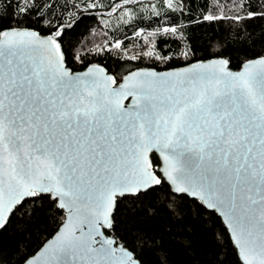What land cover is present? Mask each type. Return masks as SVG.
Here are the masks:
<instances>
[{
	"label": "snow or ice",
	"instance_id": "obj_1",
	"mask_svg": "<svg viewBox=\"0 0 264 264\" xmlns=\"http://www.w3.org/2000/svg\"><path fill=\"white\" fill-rule=\"evenodd\" d=\"M141 3L119 0L106 11L119 10L131 22ZM58 5L0 0V264H149L147 257L172 264L169 241L196 250L187 201L197 205L194 218L201 209L219 213L239 264H264V47H255L264 45V33L253 39L248 32V22L264 20V0H217L211 11L207 0L201 5L197 23L247 33L232 41L254 51L238 70L231 65L239 56L225 43L207 62L165 72L137 67L123 76L85 65L71 38L64 47L77 22L72 10L103 12L102 0H64L56 13ZM148 7L162 19L185 12L178 0ZM134 35L141 38L135 54L124 45L127 36L93 51L152 64L189 58L188 51L163 54L157 47L158 40L187 39L183 24ZM73 61L84 70L73 71ZM122 202L130 218L150 220L163 208L172 223L162 232L127 229L130 245L117 234ZM60 212L55 235L37 252L16 248L15 261L5 253L10 226L25 231L41 215L55 221ZM216 264L226 259L218 255Z\"/></svg>",
	"mask_w": 264,
	"mask_h": 264
},
{
	"label": "trees",
	"instance_id": "obj_2",
	"mask_svg": "<svg viewBox=\"0 0 264 264\" xmlns=\"http://www.w3.org/2000/svg\"><path fill=\"white\" fill-rule=\"evenodd\" d=\"M119 0H102L105 6V11L101 12L94 9L84 10L80 8L72 10V19L77 20L73 25V29L65 35L64 47L67 49L69 38H71L72 51L76 54L86 55L87 60L85 65L99 64L104 66L109 73L116 76H123L129 71L136 70L137 67L148 68L152 67L158 71L170 70L184 67L195 62L207 61L214 58L215 54L221 51L225 43L229 46V51L232 56H239V60L233 59L232 67L234 70L238 69L240 60L245 58V54L251 57L254 51L250 47H241L240 44H232V41H243L247 33H242L240 36L235 34V31L230 33L222 31L228 28L227 24L199 22L200 13L205 9L201 7L205 0H178L184 3V15L177 13L174 17L169 16L167 19L157 18L150 11L148 7L150 3H157V0H142L140 5H137L132 10V19L124 16L119 10L117 13H109L106 11L111 3H118ZM217 0H207L208 11H211ZM71 4L72 0H68ZM64 4V0H59V5L53 10L56 13L61 11L60 5ZM162 11V9H161ZM67 16L68 14L65 13ZM151 17V18H150ZM190 17V19L186 18ZM183 24L184 35L187 39L177 41L174 38H168L165 45L161 41H157V47L163 54L175 50L176 52L188 51L189 58L172 59L163 64L156 62H140V61H126L117 56L114 51L109 54L107 51L103 55H96L93 51L97 46H102L108 43H114L116 38H123L124 45H129L140 37L134 35L135 31L143 30L145 33L151 32L158 27L168 24ZM31 27L36 28L42 35L47 34V29L42 24H30ZM248 32L253 33V39L260 37L264 33V20H252L248 22ZM256 49L264 47V45L257 44ZM91 53V54H89ZM73 71H83L84 66L79 62L73 61L70 65ZM155 163H159V159L153 155ZM166 190V189H165ZM159 192L160 202H164V191ZM189 203L192 213L188 217L187 222L194 228V235L196 239L195 252L189 253L182 250L178 245L169 241V248L171 249L172 264H216V260L226 259V264H239V260L235 254V248L230 238L228 230L223 221L215 212L201 209L199 218H194L196 204L191 201ZM127 202H122L120 209L116 215L118 229L117 234L124 237L127 236V229L140 228L149 231L162 232L165 225L171 224L166 211L161 208L158 215L153 219H140L137 217L130 218L126 211ZM64 213L60 212L56 215L55 221L50 216L41 215L33 223L26 225L25 231H17L13 227H9L4 233L5 253L12 256L15 261L18 253L15 249L19 248L21 252L27 251L30 254L37 252L43 244L55 235L57 229V222ZM125 221H129L125 223ZM173 229L175 225L173 224ZM134 234V233H133ZM128 242L132 245L131 236H127ZM168 240V237H165ZM224 253L227 255L225 256ZM161 255V253H157ZM149 264H154L152 257H147Z\"/></svg>",
	"mask_w": 264,
	"mask_h": 264
},
{
	"label": "water",
	"instance_id": "obj_3",
	"mask_svg": "<svg viewBox=\"0 0 264 264\" xmlns=\"http://www.w3.org/2000/svg\"><path fill=\"white\" fill-rule=\"evenodd\" d=\"M207 61H209V60H207ZM207 61H203V62H207ZM195 63H197V62H195ZM192 64H194V63H192ZM99 65V64H98ZM100 66H102V65H100ZM188 66V65H187ZM102 67H104V66H102ZM184 67H186V66H184ZM184 67H180V68H175V69H170V70H164V71H158V70H156V71H158V72H165V71H172V70H178V69H181V68H184ZM105 68V67H104ZM106 69V68H105ZM238 70V69H237ZM106 71L108 72V70L106 69ZM77 72H81V71H77ZM109 73V72H108ZM109 74H111V73H109ZM113 75V74H112ZM125 105H127L128 103H129V101L128 100H126L125 102ZM153 155H155L158 159H159V162H160V157H159V154L158 153H152V154H150V156H151V158L153 157ZM209 211H211V210H209ZM216 215L219 217V218H221V220L223 221V223H224V225H225V227H226V229H227V226H226V224H225V222H224V220H223V218L219 215V213H216ZM228 233H229V231H228ZM52 239V238H51ZM51 239H49V240H51ZM43 247V246H42ZM41 247V248H42Z\"/></svg>",
	"mask_w": 264,
	"mask_h": 264
},
{
	"label": "rangeland",
	"instance_id": "obj_4",
	"mask_svg": "<svg viewBox=\"0 0 264 264\" xmlns=\"http://www.w3.org/2000/svg\"><path fill=\"white\" fill-rule=\"evenodd\" d=\"M139 41L140 40H136V41H133L131 44L127 45V48H128V51H129V54H135L138 50H139ZM114 53L116 54V52L114 51ZM117 55V54H116ZM119 56V55H117ZM122 58V56H119ZM123 59V58H122Z\"/></svg>",
	"mask_w": 264,
	"mask_h": 264
}]
</instances>
